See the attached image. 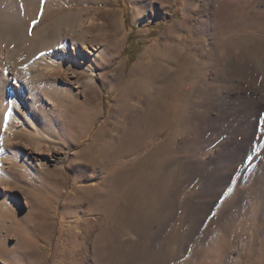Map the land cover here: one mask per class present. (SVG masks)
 I'll list each match as a JSON object with an SVG mask.
<instances>
[{
	"label": "rangeland",
	"instance_id": "1",
	"mask_svg": "<svg viewBox=\"0 0 264 264\" xmlns=\"http://www.w3.org/2000/svg\"><path fill=\"white\" fill-rule=\"evenodd\" d=\"M11 1L0 0L3 36L22 27L30 36L33 25L50 29L83 10V22L95 19L85 23L92 52L115 55L96 92L74 87L89 74L71 67L70 79L45 90L31 72L34 83L24 85L7 55L21 47L1 37L9 81L0 91V264H264L263 130L204 208L214 177L228 173L213 159L235 123L216 120L215 98L245 107L233 99L232 77L264 76V0H36L37 10L32 0H14L15 10ZM142 64L148 73L137 79ZM258 85L238 91L258 94ZM20 88L33 97L27 122L14 107Z\"/></svg>",
	"mask_w": 264,
	"mask_h": 264
},
{
	"label": "bare ground",
	"instance_id": "2",
	"mask_svg": "<svg viewBox=\"0 0 264 264\" xmlns=\"http://www.w3.org/2000/svg\"><path fill=\"white\" fill-rule=\"evenodd\" d=\"M32 1L35 3V6H37L36 0H32ZM161 1L168 3L170 0H161ZM13 4L16 5L14 0L11 1V7L15 10V8H17V6H18V3L16 6H13ZM1 5H2V3H1ZM38 8L39 7L37 6L36 10ZM4 9H6V8H4ZM46 9H48V11L45 14V18L47 16V14H49L52 11V7L48 4V7ZM6 10H8V9H6ZM36 10H34V11H36ZM83 13H84L83 10L75 11V12H71V13L67 12V14H64L62 17H60L59 20L57 19L58 22L56 21L57 23L55 22L56 23V24H54L55 26L50 28V29H45L44 27L46 25L45 26L41 25L40 27L37 26L38 28L34 29L35 26L33 25L32 27H33L34 33H32L33 35H30V36L27 35L24 27H22V32H20V33H18L19 29L16 32L12 29H11V32L9 31V33L7 35H9L10 37L7 35L6 36L9 38H12L16 42H18L17 43L19 45L18 47H21V48H19V49L15 48V50H8L7 55L10 57L11 60H13V59L16 60L17 63L15 62L16 63L15 67H18L19 72L18 71L17 72H18V74L20 73V76L23 78L22 81H23L24 85H25V82H27V84L30 86L34 83V82L31 83V81L29 82L27 79L28 75L31 74V76L34 78L35 84L37 86L45 89V90L47 89V85H49L50 88L51 87H59V84H60L59 80L60 79H62L63 81H67L68 79H70L68 69H70V67H71V68L76 69L77 71H80L81 73H83L84 76H82V77H85L86 76L85 74H87V73L89 74L84 79H76V81H74L75 84L71 81L72 84L74 85V87H77L80 89L82 88V91L87 89V90H92L93 92H96L98 89L97 87H98V83L100 81V76H102V75L107 76L109 73L113 72V71H107L105 73L101 72L102 71L101 67L106 63V60L107 59H109V60L113 59L115 53L109 54V51L107 50L106 46H103L101 49V54H100L101 57H100V55L94 54L92 52L93 48L91 47L90 41L88 40L89 28H87V27L92 26V25L95 26V22H94L95 19H91L89 17V20L87 19L88 20L87 23L83 22V19H82L83 15H84ZM144 15H146V14H144ZM34 18L35 17L33 16V19ZM85 23L88 24V26ZM247 23H249V21ZM12 25L15 26V24H12ZM240 25H242V24H240ZM13 26H12V28H13ZM5 27H8V24ZM47 27H49V26H47ZM50 27H51V25H50ZM64 27H66L67 29H65L66 30L65 33H62L61 31H63ZM242 27L243 26H241V28ZM15 28L16 27H14V29ZM6 30H4V31H6ZM29 30H30V32L32 31L31 29H29ZM79 32H82L80 34V39H81L80 41L81 42L79 41V39H75V37H74L76 35V33L78 34ZM49 33L52 35L53 34L55 35L56 33H58V34L54 39L52 38V40H51L48 37ZM1 34L2 33L0 31V40H1V37L7 38L5 35L3 36V34L1 36ZM254 37H255V35H254ZM247 40H250V39H247ZM6 41H7V39H6ZM13 43L14 42H12V44ZM22 45L27 46V47L22 48ZM79 45L81 46V48L78 47ZM114 51H116V50H114ZM90 54H92V55H90ZM156 55H158V54H156ZM156 61H158V60L155 59L153 56V64H151L150 66L151 67L156 66L157 65ZM120 67L121 66H117L116 70L120 71L121 70ZM134 73L136 74L137 79L141 78V77L145 76L146 73H148V67L146 66V64H142L141 66H138L137 68H135ZM263 75H264V73H263ZM74 77H75V75H74ZM134 77H135V75H134ZM243 79L244 80H242L241 78H238V77H232L231 85H233L235 93H236L233 96L234 101L245 100L244 101L245 107L241 106L242 108H240L239 106H240L241 102H239L238 103L239 106L235 105L231 109L232 106H229V103H223V99L226 98L227 95H223V96L221 95V96H218V98H215L216 100H218V105H217V107L215 105V107H216L215 109L219 114L218 117L215 115L217 117L216 120H220L222 118L223 123L225 122L228 125V122L230 121V119H232V121L235 123H234V131L232 132L233 138L231 140L230 139L226 140V142H224L221 145V148H222L221 150L224 151V153L220 152V155H218L219 156L218 160L214 161V159H213V162H216V163H217V161L220 162V164L218 163V165H219L218 167H222L220 165L227 167L228 173L226 175H224L223 177L222 176L214 177L215 181L212 183V186L210 185V187H209V189H210L209 190V192H210L209 196L211 197V203H208L205 205V207H204L205 212L209 211V209L211 207L210 204H212L213 201L218 197L219 189L222 186L226 185V184H224V182H229L227 177L231 175L234 167L237 165V163H239V161L243 158V156L245 154H247L250 150L253 149L252 146L254 145V143L261 140V135L263 134V133H261V130L264 131V126L262 127L258 124L259 121L264 120V119H261L264 117V76H263V79H261V80H258L256 78H251V79L250 78H243ZM8 81H9L8 78L6 79L2 74L0 75V91L5 87V85H7ZM254 81H255V83L259 84L258 87H256V88H259L261 90V92H259L258 94L254 93L252 95L249 92H245L243 90H240L241 92L238 91V89H241L245 85H251L252 83L254 84ZM129 82L130 81L127 80L126 83L124 84V86L122 87V89L119 91L118 98H117L118 100L120 98H123V96L127 92ZM167 82L170 83L171 81H167ZM19 84H20V82H19ZM131 85H132V83H131ZM170 87H172V86H168V85L165 86V88H170ZM248 87H250V86H248ZM20 89L21 90H20V95H19L18 99H16L15 96L13 97L16 99V100L13 99L15 104H16V105L14 104V107L16 106L15 109H16V112L18 114V117L21 118L23 121L27 122L28 117L30 118L29 114L32 112V107H31L32 103L30 102V100L33 97L27 96V94H26V93H28L27 89H26V91H27L26 93L22 88H20ZM32 90H33V88H32ZM3 91H5V90H3ZM41 91L43 92V90H41ZM182 92H183V90H181V86L178 85V90H177L178 96H181ZM33 95H35V94H33ZM36 95H35V98L37 97ZM161 100H162V97L160 95H156L155 100L151 101L153 103L152 104L153 108H156V110H157L158 105L156 106V103H160ZM0 105H1V103H0ZM12 105H13V103H12ZM4 108L6 111L8 109V105L6 107L4 106ZM33 109H35V108H33ZM159 112L156 115V117L158 118V121L160 118L161 119L163 118V116L160 115ZM150 119L151 118H149V120ZM1 120L3 122V116H2ZM2 122H1V124H2ZM14 123H15V121L12 123L11 128L15 127ZM155 124L156 123L153 124V127L155 126ZM16 126H18V125H16ZM215 128H216V126H215ZM226 129H227V126H226ZM217 130H218V127H217ZM213 133H215V132H213ZM132 135H134V139L131 141V143L136 144L137 136L139 135V133L137 131H134L132 133ZM127 140H129V139H127ZM127 140H125V141H127ZM228 148H229V150H228ZM227 150H228V153H227L228 159L227 158L223 159L222 157H220V156H223L224 154H226ZM40 154H42V153H40ZM43 159H41V160H43ZM138 163H140V162H138ZM263 174H264V172H263ZM261 179H263V178H261ZM5 196H7V195H5ZM5 196H3L2 199L5 198ZM2 199L0 198L1 201H2ZM263 199H264V197H263ZM0 204H1V202H0Z\"/></svg>",
	"mask_w": 264,
	"mask_h": 264
},
{
	"label": "trees",
	"instance_id": "3",
	"mask_svg": "<svg viewBox=\"0 0 264 264\" xmlns=\"http://www.w3.org/2000/svg\"><path fill=\"white\" fill-rule=\"evenodd\" d=\"M127 51V48L125 49V51H124V53L123 54H125V52Z\"/></svg>",
	"mask_w": 264,
	"mask_h": 264
}]
</instances>
